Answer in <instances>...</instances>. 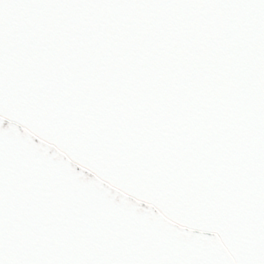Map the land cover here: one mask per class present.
<instances>
[{
    "label": "snow or ice",
    "instance_id": "1",
    "mask_svg": "<svg viewBox=\"0 0 264 264\" xmlns=\"http://www.w3.org/2000/svg\"><path fill=\"white\" fill-rule=\"evenodd\" d=\"M0 264H264V0H0Z\"/></svg>",
    "mask_w": 264,
    "mask_h": 264
}]
</instances>
